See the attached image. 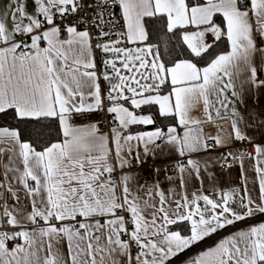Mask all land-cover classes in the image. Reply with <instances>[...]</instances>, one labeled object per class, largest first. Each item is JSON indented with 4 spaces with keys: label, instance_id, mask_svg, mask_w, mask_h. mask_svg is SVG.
Returning <instances> with one entry per match:
<instances>
[{
    "label": "snow or ice",
    "instance_id": "snow-or-ice-1",
    "mask_svg": "<svg viewBox=\"0 0 264 264\" xmlns=\"http://www.w3.org/2000/svg\"><path fill=\"white\" fill-rule=\"evenodd\" d=\"M113 9L120 10L125 31H116ZM155 16L166 18L167 32L178 42L183 33L182 43L195 58L203 60L213 47L205 39L209 34L214 41L226 38L230 50L209 54L204 67L192 59L169 66L145 43L144 18ZM122 41L137 47H120ZM94 47L113 57L102 60L99 75ZM241 73L246 78L237 91L234 78ZM262 73L264 0H8L0 9V114L14 110L21 123L35 121L41 129L48 127L43 120L55 118L63 140L41 145L31 136L22 139L17 129L0 128V168L9 198L19 200L15 180L31 200L30 212L5 200L0 264H178L181 254L214 237V247L182 264H264V222H256L257 215L264 221V143L244 130L264 129V112L247 123L236 108L237 101L252 98L253 89L264 91ZM101 77L110 85L106 93ZM169 83L170 91L162 94ZM201 102L204 120L191 114ZM142 105H158L161 117L178 119L184 135L174 126L130 131L154 124L152 115L135 111ZM105 111L116 125L110 133L89 119ZM77 119L88 122L77 125ZM217 119L230 120L227 138L204 135L203 125ZM158 140L176 146L181 156L248 140L254 155L229 150L213 163L226 169L239 161L243 169L245 158L254 159L258 195L253 198L246 182L243 192L233 187L189 194L188 182L203 180L201 162L192 158L175 165L182 193L169 189L165 195L155 163ZM149 158L151 183L132 171ZM209 167L204 161L211 177Z\"/></svg>",
    "mask_w": 264,
    "mask_h": 264
},
{
    "label": "crops",
    "instance_id": "crops-1",
    "mask_svg": "<svg viewBox=\"0 0 264 264\" xmlns=\"http://www.w3.org/2000/svg\"><path fill=\"white\" fill-rule=\"evenodd\" d=\"M8 3V0H0V9L3 8L5 4ZM148 17H145L146 19ZM146 27V26H145ZM190 31H195L196 29L192 26L189 28ZM206 42L215 44L217 41H214V37H212L210 34L206 36ZM146 43V42H145ZM44 46V45H42ZM120 47H127V48H135L137 47L136 44L133 43H122L119 45ZM139 46L143 47L144 44H140ZM230 50V44L228 42V49L223 50L221 53ZM220 53V54H221ZM104 58L106 59L110 56H112L111 53H103ZM149 60H151V57H148ZM71 62V61H70ZM96 62V60H95ZM96 71L98 75L103 71V66H102V61L97 64L96 63ZM207 66V65H205ZM204 67V66H203ZM110 71V69H109ZM143 71V70H141ZM127 75H130L128 72H126ZM139 78V77H138ZM246 78V73H241L238 76L234 78V85L237 91L241 90L242 87V81ZM260 78L264 79V73L261 74ZM227 79V78H225ZM244 87H247V85H244ZM171 85L169 83L168 89H166L165 92H162V94H167L170 91ZM87 92V90H85ZM229 96H231V91H229ZM88 102H94L93 98L91 96L87 97ZM147 107H155L159 113V106L158 105H152V106H146L142 105L140 109L135 110L138 114L142 115H152L150 112H144L143 109ZM236 108L238 111L241 113V115L244 117L245 121L247 123H252L251 120V115L252 114H259L261 112H264V91H256L253 89V96L251 99L245 100L244 104H241L239 101L236 102ZM131 110V106H130ZM192 116L201 120L205 119V114L203 112V104L202 102L198 104L192 111ZM153 116V115H152ZM167 118H172V117H167ZM264 119V116L261 117ZM168 121V120H167ZM230 120L228 119H217L214 124H205L203 125V133L205 136L211 135V136H216L218 133L221 137L227 138L229 134L232 132V129L230 127ZM156 124L155 119H154V124L152 125H134L130 129L133 133L137 131H154L157 128H161L164 131H167L168 127H176L177 129V134L179 136H183L184 132L186 129L183 126H180L178 123V119L172 120L171 122H167L166 124L159 123L155 127ZM116 125L113 124L112 127H115ZM134 127H150L148 129H134ZM241 128H244V124L242 123L240 125ZM3 128V127H0ZM13 129V128H10ZM246 134L254 138L255 143H264V129H257V128H246L244 129ZM107 133V132H104ZM110 133V132H109ZM63 140V139H62ZM59 141V142H62ZM248 140L244 141H233L231 143V148L230 149H225L219 146L211 147L207 151L200 150L198 152L190 153L185 156H181L176 148V146L168 144L166 140H158L156 141L157 144L160 145V148L156 149V158H155V163L157 166L161 168V172L159 174L158 180L161 186V189L164 191L165 195L169 194V189H175V191L180 194L182 193V189L180 187V180H179V173H177L176 176H174V179L172 181L167 180L165 177L167 172L164 171L166 169V165L169 164L170 162H186L188 158L192 159H197L200 160L201 162V175L203 177V180H197L195 178L191 179L188 182L187 185V192L191 194L194 191H197V189L200 190L201 194H218L220 189L227 190L229 188H239L241 192H243V188L245 186V182L247 185L248 190L250 191L251 195L253 198H255L258 195V185H259V180L258 177L255 174V160L254 159H248L245 158L243 161V169H241L240 162L237 161L231 168H226V169H221L220 165L218 163H213L216 158L225 153L226 151H232L234 154H239L241 152H247L249 153L243 146V143ZM249 142V141H248ZM209 144H212L213 141L209 140ZM142 151V147L140 149ZM254 155V152H253ZM209 161L210 162V167L209 171L213 174L211 177H209V174L207 172H204L203 170V164L204 161ZM153 164V159L149 158L148 164L145 165L144 167L151 166ZM133 172L139 173L143 177V168H133ZM0 172L3 175L4 182L0 184H4V187H0V194H3L4 200H7L9 205L14 206L16 208L22 207L25 212H30L31 211V200L29 197H27L22 185L18 184L15 180H13V188L16 190L17 196L19 197V200L15 198H9V193L7 192V186L5 182V177L3 174V169L0 168ZM152 181V180H151ZM149 181V183H151ZM141 183H143V180H141ZM1 214V213H0ZM256 222H264L262 221V218L257 215L256 217ZM8 230L9 232L16 231L17 229L11 228ZM225 235L227 233H224ZM219 239V238H218ZM218 239L212 243L210 246L206 247L205 249L201 250L198 252L195 256L191 257L190 259L198 256L201 252L207 251L208 248L214 247L215 243L218 242ZM195 246V245H194ZM193 247V246H192ZM191 247V248H192ZM189 250V249H188ZM189 260V259H188Z\"/></svg>",
    "mask_w": 264,
    "mask_h": 264
},
{
    "label": "trees",
    "instance_id": "trees-1",
    "mask_svg": "<svg viewBox=\"0 0 264 264\" xmlns=\"http://www.w3.org/2000/svg\"><path fill=\"white\" fill-rule=\"evenodd\" d=\"M215 19L218 23L222 21V17L219 15H217ZM145 26L146 30L149 32V41L146 43H151L155 50L159 51L162 57V62H168L169 66H171L172 61L192 59L195 62L200 60V58H195L193 54H191L186 45H183L182 32L179 42L176 36L167 32L166 18H161L160 16L148 17L145 19ZM226 49H228V42L226 38H222L220 41H217L215 44H213V47L209 49V53L204 54V59L200 60L198 66L203 67L207 65L209 54L214 56L216 54H220ZM109 87L110 85L108 82L104 81V88L106 91ZM168 87L169 84L162 89V92H165ZM143 111L150 112L153 115L156 124L151 127H155L159 123L166 124L167 122L174 120L173 118L161 117L155 107H147L144 108ZM42 123L48 127L41 129V127L35 121H32L28 124L21 123L18 119L14 118V110H9L6 114H0V127L14 128L21 131V138L24 140H28L31 136L32 139H39L41 145H43L48 141L59 142L63 139L62 133L59 129L58 121H56L55 118H47L46 120H43ZM148 128L150 127H134L132 130ZM40 131H43V136L38 137L37 133Z\"/></svg>",
    "mask_w": 264,
    "mask_h": 264
},
{
    "label": "built area",
    "instance_id": "built-area-1",
    "mask_svg": "<svg viewBox=\"0 0 264 264\" xmlns=\"http://www.w3.org/2000/svg\"><path fill=\"white\" fill-rule=\"evenodd\" d=\"M113 12L115 14V17L118 21L117 23V28H116V31L117 32H120V31H125L126 29L123 28V27H120V25H123V20H122V17H121V13H120V10L119 9H113ZM93 33H94V38H93V45L96 44L97 40H96V37H95V29L92 30ZM122 43H125V42H121ZM93 55L95 57V60H96V63L99 64L104 56L102 54V51L100 49H96L94 47V50H93ZM100 83H101V87H102V90L106 93V90L104 88V80L103 78L101 77V80H100ZM91 121L93 122H97L99 124V126L101 127L102 131L103 132H107L109 133L112 126H113V120H112V115L111 114H108L105 112H97L95 114H92L89 118ZM88 121H81L79 119L75 120L74 123H76L77 125L79 124H83V123H87ZM243 146L244 148L249 152V153H253L254 152V145L253 143H250L248 141L244 142L243 143ZM177 163L176 162H170L169 164L166 165V169H167V174L170 175V176H176L178 171L175 167ZM151 172V166H147V167H144L143 168V177L148 179V181H151L153 179V177L151 175H149ZM4 182V178H3V175L2 173L0 172V183H3ZM5 203V200L4 198H0V213L2 214L3 212V205ZM10 228H8L7 230H9ZM218 238L214 237V238H209L207 239V242L204 243V242H201L195 246H193L192 248H190L189 250H187L185 253L181 254V257H180V261L178 262V264H182L183 261L185 260H188L190 259L191 257L195 256L198 252H200L201 250L205 249L206 247L210 246L212 243H214Z\"/></svg>",
    "mask_w": 264,
    "mask_h": 264
},
{
    "label": "rangeland",
    "instance_id": "rangeland-1",
    "mask_svg": "<svg viewBox=\"0 0 264 264\" xmlns=\"http://www.w3.org/2000/svg\"><path fill=\"white\" fill-rule=\"evenodd\" d=\"M150 57H151V56H150ZM111 58H113V57L110 56V57H108V58H106V59H111ZM151 59H152V57H151ZM102 66H103V65H102ZM117 66L120 67V61H119V60H117ZM126 72H127L126 70H122V74L127 75Z\"/></svg>",
    "mask_w": 264,
    "mask_h": 264
}]
</instances>
